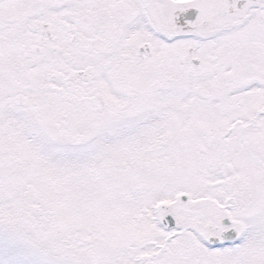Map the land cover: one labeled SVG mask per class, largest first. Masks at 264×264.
Instances as JSON below:
<instances>
[{
  "label": "snow or ice",
  "instance_id": "1",
  "mask_svg": "<svg viewBox=\"0 0 264 264\" xmlns=\"http://www.w3.org/2000/svg\"><path fill=\"white\" fill-rule=\"evenodd\" d=\"M0 264H264V0H0Z\"/></svg>",
  "mask_w": 264,
  "mask_h": 264
}]
</instances>
